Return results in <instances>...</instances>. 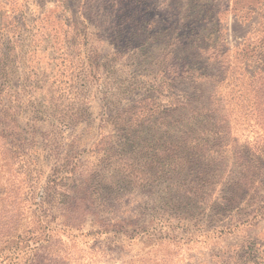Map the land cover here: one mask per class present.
Wrapping results in <instances>:
<instances>
[{"label": "rangeland", "instance_id": "obj_1", "mask_svg": "<svg viewBox=\"0 0 264 264\" xmlns=\"http://www.w3.org/2000/svg\"><path fill=\"white\" fill-rule=\"evenodd\" d=\"M117 1L0 0V198L10 201L20 172L40 196L72 163L101 157L121 119L149 109L147 219L173 183L206 181L203 228L237 227L189 242L202 229L192 220L182 240L109 254L82 243L57 264H264V0ZM127 30L134 43L120 42ZM176 163L183 171L169 173Z\"/></svg>", "mask_w": 264, "mask_h": 264}, {"label": "trees", "instance_id": "obj_2", "mask_svg": "<svg viewBox=\"0 0 264 264\" xmlns=\"http://www.w3.org/2000/svg\"><path fill=\"white\" fill-rule=\"evenodd\" d=\"M122 1L126 0L117 2ZM124 33V39L120 42H133L135 34H129L128 30ZM143 40L139 42L143 43ZM168 58L169 62H173V58ZM168 67L169 72L167 70L166 74L175 77L177 70L173 71L170 65ZM183 71L176 77H182L185 74ZM139 103L137 110L141 109L143 100ZM172 107L173 104L165 106L160 112L176 108ZM140 111L139 115L132 114L120 120L116 139L110 137L105 147L102 146L103 152L101 148L96 151L101 157L85 165L72 163L59 181L54 178L51 184L42 187L40 196L34 197L35 186H29V191H26L28 185L23 172H20L23 178L21 182L12 179L14 184L10 187L14 195L6 197L10 201L0 198V264H57L68 255L67 252L73 254L77 251L81 254L78 248L83 249L80 247L82 243L88 249H94L95 254L98 251L109 254L123 250L134 240L150 241L154 245L174 242L182 240L184 236L178 229L191 225L192 220L193 225L199 224L202 229L194 236L188 231L185 237L189 242L207 237L211 232L228 234L237 227V223L232 221H220L208 229L203 228L202 219L198 216L201 208L198 203L205 206L211 204V197L203 195L206 185L211 190V183L206 181V184L193 180L188 184L181 181L173 183L170 189L174 192L157 203L160 210L158 215L147 219L144 191L153 166L146 162L147 140L143 134L146 128L152 126V113L149 109ZM171 153L175 154L174 151ZM193 156L194 153H188L185 159L193 160ZM170 166L169 173L183 171L185 167L177 163ZM194 167L191 166L190 171L199 170L197 166ZM14 171L7 167L9 177L17 176ZM23 171L26 173V168ZM184 188L187 189L183 193ZM234 196H229L226 203L217 209L218 217L235 202ZM133 197L139 215L129 207V203L135 202L132 201ZM252 211L254 215L251 219H255L257 213L255 209ZM244 220L249 222V219Z\"/></svg>", "mask_w": 264, "mask_h": 264}]
</instances>
